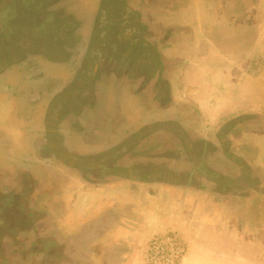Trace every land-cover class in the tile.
Wrapping results in <instances>:
<instances>
[{
    "label": "flooded vegetation",
    "instance_id": "af4514ba",
    "mask_svg": "<svg viewBox=\"0 0 264 264\" xmlns=\"http://www.w3.org/2000/svg\"><path fill=\"white\" fill-rule=\"evenodd\" d=\"M177 2L0 0V264H102L161 188L175 203L158 226L211 216L264 257V117L200 123L179 88ZM82 198L94 212L74 216Z\"/></svg>",
    "mask_w": 264,
    "mask_h": 264
},
{
    "label": "crops",
    "instance_id": "0c3cea01",
    "mask_svg": "<svg viewBox=\"0 0 264 264\" xmlns=\"http://www.w3.org/2000/svg\"><path fill=\"white\" fill-rule=\"evenodd\" d=\"M173 1L181 3L180 0ZM184 3L186 10L179 8L171 15L173 24L180 27L179 33L184 37L181 41L183 63L177 74L180 93L197 110L200 123L208 127L241 114L264 117V0H183L181 4ZM108 4L110 10L112 2ZM115 16L109 11L102 18L103 24L95 32V48L100 44V33L111 30ZM258 139L261 146L259 157L262 158L264 134ZM153 192L150 193L156 198L146 195L145 203L149 207L144 208L152 219L131 233L123 228L113 230L108 242L109 251L101 257L102 264H111L110 249L126 242H131L132 250L119 259V264H143L144 247L148 241H143L144 237L170 229L181 232L188 242V252L182 264H221L207 259V254L213 258L254 257L252 243L246 237L239 241L234 235L226 238L223 232L211 230L218 227L211 216L190 225L158 226L160 219L174 211L175 200L162 188L158 195ZM89 205L87 199H80L74 204L72 214L79 217L84 213L92 214L94 210H89ZM79 224L80 221L75 224L66 219L64 225H74L78 230Z\"/></svg>",
    "mask_w": 264,
    "mask_h": 264
},
{
    "label": "built area",
    "instance_id": "2783aa9c",
    "mask_svg": "<svg viewBox=\"0 0 264 264\" xmlns=\"http://www.w3.org/2000/svg\"><path fill=\"white\" fill-rule=\"evenodd\" d=\"M187 252L188 242L181 232H158L145 245L143 264H182Z\"/></svg>",
    "mask_w": 264,
    "mask_h": 264
},
{
    "label": "rangeland",
    "instance_id": "374dc122",
    "mask_svg": "<svg viewBox=\"0 0 264 264\" xmlns=\"http://www.w3.org/2000/svg\"><path fill=\"white\" fill-rule=\"evenodd\" d=\"M49 72H51L52 75H57V76H62L64 75H59L60 73H63L62 68L60 66H57L56 68L49 69ZM151 238V236L146 235L143 239V241H147ZM145 248V247H144ZM207 259H211V261H216V263H221V264H264V257L254 254L253 258H246L244 259L242 256L239 255L240 259H229L224 256H219V257H214L212 255H205Z\"/></svg>",
    "mask_w": 264,
    "mask_h": 264
}]
</instances>
